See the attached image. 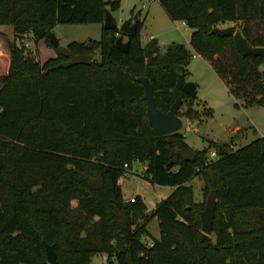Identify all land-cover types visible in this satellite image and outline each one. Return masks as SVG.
Segmentation results:
<instances>
[{"label": "trees", "instance_id": "trees-1", "mask_svg": "<svg viewBox=\"0 0 264 264\" xmlns=\"http://www.w3.org/2000/svg\"><path fill=\"white\" fill-rule=\"evenodd\" d=\"M170 20L191 30L187 49L155 38L141 45L137 21L128 50L117 30L101 27L98 41L69 42L74 54L99 59L58 67L65 58L49 35L56 24H103L119 0H0V24H10V64L0 76V264H89L104 254L116 264H264V137L232 150L193 149L179 131L156 136L146 116L143 76L155 106L167 111L198 54L243 107H264V58L241 55L232 37L211 32L231 22L250 46L264 47V0H156ZM135 18V17H134ZM43 39L57 55L40 63L23 39ZM178 115V111H177ZM188 118L195 113L188 106ZM134 161L145 178L174 187L151 212L122 195L120 179ZM126 165V167H124ZM198 177L202 197L217 191L212 233L200 229L204 201L187 182ZM160 237L149 245V220ZM213 236V237H212Z\"/></svg>", "mask_w": 264, "mask_h": 264}, {"label": "rangeland", "instance_id": "rangeland-1", "mask_svg": "<svg viewBox=\"0 0 264 264\" xmlns=\"http://www.w3.org/2000/svg\"><path fill=\"white\" fill-rule=\"evenodd\" d=\"M111 1V0H104ZM117 26L133 16L141 22L138 36L141 45H145L150 38H155L160 51L163 52L171 43H182L189 46L191 30L180 22L173 23L156 0H119L116 9L110 11ZM101 24H56L52 28V35L59 44L65 46L67 42L98 41L101 37ZM118 35V31H117ZM127 36L124 37V41ZM15 41L10 24H0V76L7 73L10 64L8 42ZM26 52L35 55L40 63L57 55L56 51L41 39L37 42L27 35L23 39ZM93 59H99L98 50L93 52ZM188 75L186 82L196 85L195 97L190 100L183 99L178 110L182 120L179 130L185 136L187 143L196 150L207 148L208 152L215 150L216 143H223L235 150L251 142L255 138L264 136V107H243L228 92L222 80L216 75L210 64L201 56L194 55L187 65ZM188 106L194 111L193 118H188L185 111ZM208 109V110H207ZM223 144H219L218 147ZM144 164L134 161L131 174L120 179L122 195L125 199L139 196L151 212L155 206L166 198L174 187L158 185L149 182L144 176ZM193 189L195 202L206 200L202 197V185L198 177H193L187 182ZM204 207V206H203ZM148 234L142 237L148 245L160 237L158 221L152 217L147 223ZM213 237V236H212ZM89 264H106L104 254L91 257ZM110 264H116L113 260Z\"/></svg>", "mask_w": 264, "mask_h": 264}, {"label": "water", "instance_id": "water-1", "mask_svg": "<svg viewBox=\"0 0 264 264\" xmlns=\"http://www.w3.org/2000/svg\"><path fill=\"white\" fill-rule=\"evenodd\" d=\"M104 29H116L118 35L114 41L115 46L121 51L126 52L128 50V40L124 41L125 36H134L137 31V20L131 16L128 19L122 21L119 26H117L115 19L113 18L111 12L106 9L104 11L103 24ZM212 33L225 37L229 36L233 38L234 46L236 50L243 56L253 55L261 56L264 58V47L262 46H250L245 41L244 37L235 27V25H230L226 27H214L211 30ZM50 41L53 46L57 47V52L65 58V60L58 64V67L67 68L76 64H88L93 55L92 54H74L66 46L59 44V40L52 34L49 35ZM139 83L143 86V99L146 104V116L149 124L151 125L156 136H163L173 132H177L182 127V120L177 115V111L182 106V98L178 96L175 101L170 105L167 111H161L155 106L153 99V85L148 81L146 77L140 76L137 79ZM196 85L192 82H186L182 90L185 94L194 97L195 96ZM222 143H216L218 146ZM217 202V191L216 189H211L205 200L203 209L200 211V223L201 231L207 235L212 233V222L214 217L215 206ZM46 261L49 264H56L55 250L52 244H44Z\"/></svg>", "mask_w": 264, "mask_h": 264}, {"label": "built area", "instance_id": "built-area-1", "mask_svg": "<svg viewBox=\"0 0 264 264\" xmlns=\"http://www.w3.org/2000/svg\"><path fill=\"white\" fill-rule=\"evenodd\" d=\"M215 157H216L215 150H211V151L208 152V154H207V159H213V158H215ZM124 167H126V165H124ZM128 174H131V172L125 173L124 175H128ZM135 198H136V197L133 196V197H131L129 200H130V201H134ZM105 262H106V264H110L109 262H107V260H106V256H105Z\"/></svg>", "mask_w": 264, "mask_h": 264}, {"label": "crops", "instance_id": "crops-1", "mask_svg": "<svg viewBox=\"0 0 264 264\" xmlns=\"http://www.w3.org/2000/svg\"><path fill=\"white\" fill-rule=\"evenodd\" d=\"M172 22H173V23H175V22H180V23L183 24V25L185 24L183 21H179V20H175V21L173 20ZM230 25H234V24L231 23V22H226V23H224V24H220L218 27H226V26H230ZM68 43H69V42H67L66 45H67ZM66 45H65V46H66ZM189 46H190V45H189ZM186 48H187V49H190V47H186ZM194 55L199 56L198 54H194ZM194 55H193V56H194ZM193 56H192V57H193ZM207 110H208V109H207ZM184 137H185V136H184ZM261 137H264V136H261ZM222 144H223V143H222ZM215 145H216V144H215ZM216 146H217V145H216ZM144 167H145V165H144ZM140 198H141V197H140Z\"/></svg>", "mask_w": 264, "mask_h": 264}]
</instances>
